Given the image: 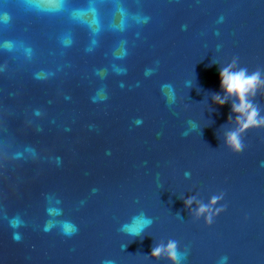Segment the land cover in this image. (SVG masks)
Masks as SVG:
<instances>
[{
    "label": "water",
    "instance_id": "obj_1",
    "mask_svg": "<svg viewBox=\"0 0 264 264\" xmlns=\"http://www.w3.org/2000/svg\"><path fill=\"white\" fill-rule=\"evenodd\" d=\"M234 57L264 81V0H0V264H264V126L234 154L212 102Z\"/></svg>",
    "mask_w": 264,
    "mask_h": 264
},
{
    "label": "clouds",
    "instance_id": "obj_2",
    "mask_svg": "<svg viewBox=\"0 0 264 264\" xmlns=\"http://www.w3.org/2000/svg\"><path fill=\"white\" fill-rule=\"evenodd\" d=\"M237 58H233L232 62L227 66L223 67L219 71L220 76V87L224 92V98H221L220 94L212 95V102L217 106H224L229 97H234L238 103L231 104V112L235 117V123L238 126L237 130L231 131L225 136V146L234 154H240L244 150V144L241 141V135L254 128L264 126V118L257 120V110L253 107L249 95L255 96L258 87L264 86V81L261 80V73L259 70L248 74L247 68L240 67L236 69ZM232 119V116L229 117ZM192 124L191 121H189ZM194 127V126H193ZM187 133H185L186 135ZM221 197H212L209 204L214 206ZM185 207L190 208L193 204V198H188L184 201ZM211 209L208 205L200 204L197 211L196 217L200 218L203 216L206 225H211L213 222V215L209 213ZM224 211L223 208L217 209L215 215ZM139 222L141 227L137 231H133L129 228V225H125L123 230L129 232L134 236H139L143 231L144 227H147L152 223L150 218H147L143 213L133 217L132 223ZM150 256L154 260L161 258L166 259L169 264H180L183 258V253L179 251L178 242L175 240H169L167 244H157L151 250ZM226 259V258H225Z\"/></svg>",
    "mask_w": 264,
    "mask_h": 264
}]
</instances>
